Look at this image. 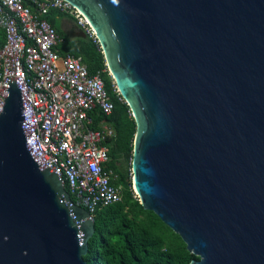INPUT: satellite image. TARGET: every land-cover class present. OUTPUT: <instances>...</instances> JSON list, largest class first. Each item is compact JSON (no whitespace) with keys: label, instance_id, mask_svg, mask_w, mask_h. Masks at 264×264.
<instances>
[{"label":"water","instance_id":"water-1","mask_svg":"<svg viewBox=\"0 0 264 264\" xmlns=\"http://www.w3.org/2000/svg\"><path fill=\"white\" fill-rule=\"evenodd\" d=\"M136 122L132 185L190 264H264V0H67ZM0 104V264H90L93 215L30 140L24 89Z\"/></svg>","mask_w":264,"mask_h":264},{"label":"built area","instance_id":"built-area-1","mask_svg":"<svg viewBox=\"0 0 264 264\" xmlns=\"http://www.w3.org/2000/svg\"><path fill=\"white\" fill-rule=\"evenodd\" d=\"M51 10L67 13L96 38L67 0H0V104L4 79L17 78L38 156L58 172L73 202L93 215L121 200L109 167L108 141L115 129L107 117L113 103L100 71L91 74L80 55L61 52L63 38L46 18Z\"/></svg>","mask_w":264,"mask_h":264},{"label":"trees","instance_id":"trees-1","mask_svg":"<svg viewBox=\"0 0 264 264\" xmlns=\"http://www.w3.org/2000/svg\"><path fill=\"white\" fill-rule=\"evenodd\" d=\"M60 15L68 14L51 10L46 18L63 38L64 33L57 24ZM84 33V36L72 40V48L66 43L67 38H63L60 49L61 52L80 55L91 74L101 72L113 103L112 112L107 117L115 129L114 137L108 141L109 167L116 174L112 183L119 186L121 192L119 202L93 213L95 231L89 238L84 258L90 264H190L197 256L187 249L180 234L140 203L133 189L136 122L129 105L116 91L98 40ZM3 40L4 35L0 33V42Z\"/></svg>","mask_w":264,"mask_h":264},{"label":"crops","instance_id":"crops-1","mask_svg":"<svg viewBox=\"0 0 264 264\" xmlns=\"http://www.w3.org/2000/svg\"><path fill=\"white\" fill-rule=\"evenodd\" d=\"M58 19L61 21L58 25L64 33L63 38H70L71 40H73L74 38L84 36L85 31L83 32V29L75 22L73 17L69 15H60L59 17H57V20ZM65 27H67V29H65Z\"/></svg>","mask_w":264,"mask_h":264},{"label":"rangeland","instance_id":"rangeland-1","mask_svg":"<svg viewBox=\"0 0 264 264\" xmlns=\"http://www.w3.org/2000/svg\"><path fill=\"white\" fill-rule=\"evenodd\" d=\"M60 20L58 19L57 20V24H60ZM76 22V21H75ZM77 23V22H76ZM65 29H67V27H65ZM66 43L68 44V45H70V47L72 48L73 47V42H72V40L70 39V38H68L67 40H66ZM133 186V185H132ZM134 189V188H133Z\"/></svg>","mask_w":264,"mask_h":264}]
</instances>
